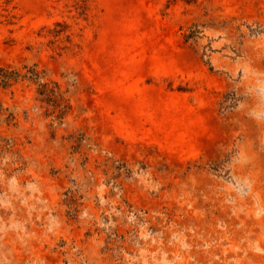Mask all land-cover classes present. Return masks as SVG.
Segmentation results:
<instances>
[{
  "label": "rangeland",
  "instance_id": "1",
  "mask_svg": "<svg viewBox=\"0 0 264 264\" xmlns=\"http://www.w3.org/2000/svg\"><path fill=\"white\" fill-rule=\"evenodd\" d=\"M0 264H264V0H0Z\"/></svg>",
  "mask_w": 264,
  "mask_h": 264
},
{
  "label": "trees",
  "instance_id": "2",
  "mask_svg": "<svg viewBox=\"0 0 264 264\" xmlns=\"http://www.w3.org/2000/svg\"><path fill=\"white\" fill-rule=\"evenodd\" d=\"M18 80H28L37 86V93L41 96L47 104L57 103L58 107L56 117L61 120L69 109L68 104H63L61 107V101L63 99L60 94H56L53 91H48L47 88L50 84H53L55 88H58L57 84L54 82H46L43 80V74L34 68L27 69L25 74H20L15 70H8L6 68L0 67V87L5 89L11 84L17 82Z\"/></svg>",
  "mask_w": 264,
  "mask_h": 264
}]
</instances>
